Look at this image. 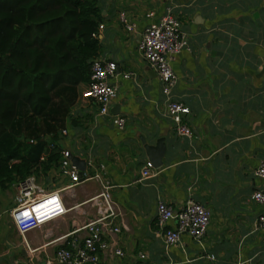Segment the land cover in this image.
Masks as SVG:
<instances>
[{"label": "crops", "instance_id": "obj_1", "mask_svg": "<svg viewBox=\"0 0 264 264\" xmlns=\"http://www.w3.org/2000/svg\"><path fill=\"white\" fill-rule=\"evenodd\" d=\"M98 5L96 60L116 63L110 115L127 122L116 129L83 99L72 113L77 125L63 141L85 162L87 173L104 165L113 185L121 231L105 240L124 255L102 254L104 263L264 264V228L258 226L264 205L251 200L253 192L264 193V180L254 175L264 162V0H98ZM167 9L187 40L172 63L176 84L170 99L188 108L182 121L190 137L176 134L161 83L137 49L144 29ZM120 14L134 25L132 31ZM127 72L132 78H123ZM158 142L163 155L156 166L145 146ZM146 162L153 164V174L141 180ZM40 183L46 191H61L66 212L21 235L9 215L16 194L10 188L13 194L0 201L2 264H49L59 249L82 244L83 226L95 215L88 200L100 192L99 182L69 189V179L55 168ZM189 199L210 212L206 234L199 240L183 235L179 244L166 247L156 203L179 209Z\"/></svg>", "mask_w": 264, "mask_h": 264}, {"label": "trees", "instance_id": "obj_2", "mask_svg": "<svg viewBox=\"0 0 264 264\" xmlns=\"http://www.w3.org/2000/svg\"><path fill=\"white\" fill-rule=\"evenodd\" d=\"M101 22L98 0H0V190L59 167Z\"/></svg>", "mask_w": 264, "mask_h": 264}, {"label": "built area", "instance_id": "obj_3", "mask_svg": "<svg viewBox=\"0 0 264 264\" xmlns=\"http://www.w3.org/2000/svg\"><path fill=\"white\" fill-rule=\"evenodd\" d=\"M147 16L151 18L153 13H149ZM119 17L125 29L132 31L134 25L127 21L124 14H120ZM137 44L142 58L148 67L156 73L161 83V92L167 100V113L175 124L176 134L190 137V128L182 121V117L189 114L188 108L182 103L170 99L172 89L176 84L172 63L176 56L187 48V40L180 31L179 20L171 10L167 9L157 22L144 29ZM116 70L117 66L114 62L94 60L90 69L89 84L83 92V98L92 102L96 106L98 114L109 118L116 129L123 130L127 122L126 119L118 115H110V105L116 97V87L110 84V80L115 76ZM131 76V73L128 72L123 74L124 79H130ZM68 134V129L61 131L64 138ZM49 148L52 149L53 145H50ZM60 156L58 168L60 173L69 179V189L94 179L99 182L101 190L88 200V203L95 209V215L83 226L86 235L81 246L73 245L72 250L59 249L54 262L49 264H105L102 254L122 257L123 252L115 248L113 243L105 240L106 236H116L121 231L120 226L116 223L120 217V209L112 199L113 185L105 177V166L101 164L93 174H89L86 171L80 172L72 164V154L67 148L60 151ZM88 165H91V162H88ZM153 168L151 162H146L140 172V179L150 177L153 174ZM254 175L264 180V162L259 163ZM15 190L14 204L9 215L14 227L21 235L40 228L43 224L66 212L61 191L44 190L32 176L17 182ZM54 197L58 199L59 207L50 203ZM251 200L256 204L264 205V193L262 191L253 192ZM25 213L28 215L26 216ZM209 219V210L190 199L179 209H174L162 201L156 203V220L166 247L179 244L183 235L195 240L201 239L206 234ZM258 226L264 228V215L258 218ZM144 257V255L140 256L141 259Z\"/></svg>", "mask_w": 264, "mask_h": 264}, {"label": "water", "instance_id": "obj_4", "mask_svg": "<svg viewBox=\"0 0 264 264\" xmlns=\"http://www.w3.org/2000/svg\"><path fill=\"white\" fill-rule=\"evenodd\" d=\"M145 149H146V152H148L149 156L155 157V158H153L154 159V164L156 166L161 165L160 157L163 155V146L161 145V143L158 142L157 146H155V147L145 146ZM71 162H72L73 165H75L77 167V169L80 172L84 171L86 164H85V162L83 160H80L76 156H72L71 157ZM0 264H2L1 261H0Z\"/></svg>", "mask_w": 264, "mask_h": 264}, {"label": "rangeland", "instance_id": "obj_5", "mask_svg": "<svg viewBox=\"0 0 264 264\" xmlns=\"http://www.w3.org/2000/svg\"><path fill=\"white\" fill-rule=\"evenodd\" d=\"M40 184H42V183H40ZM12 192H13V190H8V191H2V190H0V201L7 200L8 196H11L13 194Z\"/></svg>", "mask_w": 264, "mask_h": 264}, {"label": "snow or ice", "instance_id": "obj_6", "mask_svg": "<svg viewBox=\"0 0 264 264\" xmlns=\"http://www.w3.org/2000/svg\"><path fill=\"white\" fill-rule=\"evenodd\" d=\"M50 203H54V204H56V206L57 207H59V202H58V199L57 198H52V200L50 201ZM25 215L27 216L28 215V213H25Z\"/></svg>", "mask_w": 264, "mask_h": 264}]
</instances>
